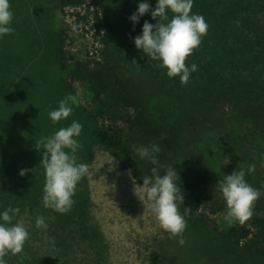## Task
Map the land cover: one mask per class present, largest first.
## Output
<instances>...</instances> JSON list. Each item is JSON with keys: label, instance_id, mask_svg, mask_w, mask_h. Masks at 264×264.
<instances>
[{"label": "rangeland", "instance_id": "1", "mask_svg": "<svg viewBox=\"0 0 264 264\" xmlns=\"http://www.w3.org/2000/svg\"><path fill=\"white\" fill-rule=\"evenodd\" d=\"M139 2L141 0H104L99 8L100 21L95 22L89 17L84 28L75 29L71 10L61 11L57 0H9L13 31L0 37V174L10 170L12 174L3 173L4 177L22 190L24 197H30L34 187H40L45 180L43 163L40 162L44 152L40 147L43 139L75 119L82 125L77 139L86 147L82 157L79 156L81 151L77 150L76 159L88 165V175L82 177L75 188L81 187L87 192V218L97 228L98 236L83 238L74 235L65 240L69 262L150 264L155 258L158 264H264V188L261 187L264 167L260 160L264 149L259 152L264 146L263 140L257 142V153L254 151L256 145L252 143L248 147L253 152L251 164L256 166L251 174L239 160L235 162L234 157H238L230 147L224 149V143L208 154L202 151L217 179L218 196L222 195L219 182L224 175L240 168L245 169L246 182L261 190V196L253 202L252 216L243 223L251 227L252 234L241 243L243 247L254 240L261 253L248 256L240 246L222 239L218 231L230 226L223 219L226 205L210 213L205 208V198L201 203V212L207 216L204 225L193 227L186 224L181 245L177 242L179 237L171 236L159 226L149 202L142 203L134 193V187L139 188V184L96 141L99 127L87 114L92 112L93 106L85 85L77 80L67 81V74L74 68L75 61L96 60L107 53L125 73L140 80L146 93L149 92L148 72L154 70L150 67L156 60L137 49L132 38L140 34L145 20L150 23L158 20L150 16L156 0H148L149 11L133 25L129 16ZM77 10L85 12L84 7ZM167 15L171 18L173 13ZM58 48L63 51L64 69L59 64ZM68 95L75 99L71 114L53 123L48 112ZM158 97L149 94L150 106L164 105L166 112H172L165 99ZM237 126L245 131L244 124ZM242 159L249 163L246 157ZM21 169L26 170L24 175L19 174ZM41 216L47 224L46 229L35 227L36 215L29 207L14 216L12 223L23 224L28 231L26 241L44 254L55 248V242L50 238L47 215ZM237 223L234 221L231 225Z\"/></svg>", "mask_w": 264, "mask_h": 264}, {"label": "trees", "instance_id": "2", "mask_svg": "<svg viewBox=\"0 0 264 264\" xmlns=\"http://www.w3.org/2000/svg\"><path fill=\"white\" fill-rule=\"evenodd\" d=\"M57 2L61 11L71 10L75 29L84 28L89 17L100 21L99 8L104 4V0ZM80 7L85 12L78 11ZM190 12L202 15L208 27L199 46L185 58L186 65H197L186 84H181L178 76L169 78L166 69L158 67L156 61L150 67L154 70L148 72L151 89L146 93L140 80L125 73L107 53L100 59L75 61L67 81L77 80L85 85L93 106L87 114L99 127L96 141L138 184L142 183V176L151 175L152 167L163 174L174 166L178 173L175 182L184 195L178 210L183 214L185 206L189 207L185 222L198 227L207 219L201 212L203 198L210 213L226 205L223 196H218L217 179L202 151L208 154L224 143V149L230 147L238 157L233 156L235 162L239 160L247 168L253 162V152L248 147L253 143L257 153V142L264 141V0H193ZM57 56L64 69L62 48H58ZM149 94L164 98L167 108L173 111L166 112L164 105L151 107ZM240 123L245 125V131L237 126ZM152 142L160 147L156 165L134 157L133 146ZM85 148L82 143L79 156ZM263 149L261 146L259 152ZM245 157L249 163L242 159ZM6 172L12 174L10 170L3 173ZM3 173L0 210L12 205L19 207L20 212L29 207L33 215L46 214L50 238L55 242V248L43 254L25 241L20 252L5 255L7 264H74L65 254V240L74 235L98 236L97 228L87 218L86 190L75 188L70 211L59 213L43 207L44 181L40 187H34L30 197H24L22 190ZM35 179L36 175L33 185ZM251 234V227L240 223L218 231L222 239L240 246L248 256L261 253L254 240L241 246L242 240ZM150 264L158 263L152 258Z\"/></svg>", "mask_w": 264, "mask_h": 264}, {"label": "clouds", "instance_id": "3", "mask_svg": "<svg viewBox=\"0 0 264 264\" xmlns=\"http://www.w3.org/2000/svg\"><path fill=\"white\" fill-rule=\"evenodd\" d=\"M193 0H156L150 16L156 23L145 20L140 34L134 36L133 42L137 49L142 50L151 59L159 61L158 67L166 69V75L179 77L181 84H186L191 72L197 70V65L185 64V58L190 55L206 34L207 23L202 15L190 12ZM149 11L148 0H141L136 10L129 16L133 25ZM173 13L171 18L168 12ZM9 0H0V37L13 31ZM73 96L68 95L57 102V107L48 112L53 123L64 120L72 112ZM82 125L75 119L66 127H60L42 142L44 152L43 163L45 180L42 189V204L59 213L70 211L74 203L72 197L75 187L82 177L88 175V165L77 162L76 152L81 147L79 140ZM37 147V148H40ZM67 149V151H65ZM134 157L157 164V153L160 147L152 142L150 145L133 146ZM261 166L264 167V153H261ZM255 164L247 166V173L255 170ZM20 170V175L25 174ZM151 175L141 177L139 188L134 187V193L142 201L147 200L151 212L159 226L171 236H177L178 243L183 244L181 236L186 222L184 217L189 213L185 206L183 214L178 206L184 203V195L176 184L178 173L174 166L159 173L157 167L150 169ZM245 169L232 171L224 175L219 182V190L223 196L227 211L223 217L228 225L234 221L243 224L252 216L253 202L261 196V190L253 188L245 180ZM264 188V184L261 186ZM20 213V208L9 205L0 210V264H7L4 259L8 252L16 254L22 250L28 238V231L20 222L12 223V218ZM35 227L47 228L43 216H36Z\"/></svg>", "mask_w": 264, "mask_h": 264}]
</instances>
